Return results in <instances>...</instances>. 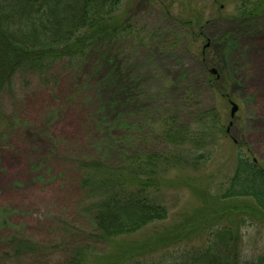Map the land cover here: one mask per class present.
Instances as JSON below:
<instances>
[{
  "label": "rangeland",
  "instance_id": "374dc122",
  "mask_svg": "<svg viewBox=\"0 0 264 264\" xmlns=\"http://www.w3.org/2000/svg\"><path fill=\"white\" fill-rule=\"evenodd\" d=\"M256 1L121 0L132 32L108 53L133 79L135 97L117 124L114 114L101 118V80L90 78L87 62L68 67L60 61L46 76L14 80V91L0 103L10 118L0 123V264H64L74 245L108 251L96 237L94 213L81 202L79 161L101 159L104 148H112L107 162L123 159L116 156L122 150L167 152L165 113L192 132L207 131L197 147L205 158L197 166L180 160L170 167L165 176L171 182L161 193L168 218L124 239L141 242L183 221L201 204V187L222 191L234 173L238 144L264 166V14L241 17L243 6ZM231 100L238 105L233 116ZM215 118L218 134L205 126ZM244 233L240 254L254 258L264 251V229ZM14 236L39 249L15 255ZM207 238L204 233L139 261L175 264Z\"/></svg>",
  "mask_w": 264,
  "mask_h": 264
},
{
  "label": "trees",
  "instance_id": "16d2710c",
  "mask_svg": "<svg viewBox=\"0 0 264 264\" xmlns=\"http://www.w3.org/2000/svg\"><path fill=\"white\" fill-rule=\"evenodd\" d=\"M252 5L243 6L241 17L264 14V0ZM120 6L121 0H0V103L2 96L12 94L18 77L46 76L60 61L68 67L87 62L90 78L101 80V118L107 121L114 114L117 124L135 97L133 79L108 53L132 32ZM223 86H228V80ZM161 117L162 136L172 148L167 152L138 148L130 154L122 150L116 156L123 159L107 162L112 148H104L101 159L79 161L84 189L81 202L94 213L96 237L109 249L99 252L90 245H74L64 264H142L143 255L202 239L204 233L208 238L201 240L203 247L191 248L175 264H264V251L250 259L240 254L244 230L264 229V166L242 153L236 140L237 162L228 186L215 193L208 186L201 187V204L175 226L156 229L141 242L124 239L168 218L169 208L161 193L171 182L165 176L170 167L180 160L197 166L205 158L197 147L208 135L206 130L192 132L170 112ZM8 118L0 108V123H8ZM217 119L205 125L207 130H216L214 134L221 128ZM11 248L15 255L39 249L20 236L11 239Z\"/></svg>",
  "mask_w": 264,
  "mask_h": 264
},
{
  "label": "water",
  "instance_id": "95a60500",
  "mask_svg": "<svg viewBox=\"0 0 264 264\" xmlns=\"http://www.w3.org/2000/svg\"><path fill=\"white\" fill-rule=\"evenodd\" d=\"M212 72H216L215 70H212ZM233 106H232V109H231V115L233 116L236 112V110L238 109V105L234 102V101H231Z\"/></svg>",
  "mask_w": 264,
  "mask_h": 264
},
{
  "label": "flooded vegetation",
  "instance_id": "af4514ba",
  "mask_svg": "<svg viewBox=\"0 0 264 264\" xmlns=\"http://www.w3.org/2000/svg\"><path fill=\"white\" fill-rule=\"evenodd\" d=\"M232 101V100H231Z\"/></svg>",
  "mask_w": 264,
  "mask_h": 264
}]
</instances>
